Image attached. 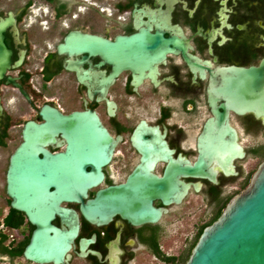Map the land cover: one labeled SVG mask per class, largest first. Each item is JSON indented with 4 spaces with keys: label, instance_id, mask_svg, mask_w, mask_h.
Returning a JSON list of instances; mask_svg holds the SVG:
<instances>
[{
    "label": "flooded vegetation",
    "instance_id": "obj_1",
    "mask_svg": "<svg viewBox=\"0 0 264 264\" xmlns=\"http://www.w3.org/2000/svg\"><path fill=\"white\" fill-rule=\"evenodd\" d=\"M7 17L0 264H135L143 254L159 260L154 250L173 255L163 239L175 221L194 214L180 251L190 253L264 158V113H235L232 91L224 87L237 79L233 69L264 67V0H25L0 10ZM70 32L99 36L111 48L91 43L88 51H59ZM126 36L137 38L119 39ZM261 91L256 106L264 110V77ZM30 123L45 126L41 148L57 165L77 164L91 177L83 193L52 204L47 225L69 238L47 261L24 256L40 227L7 194L10 160ZM66 138H92V150L70 156ZM219 138H237L243 155L219 159ZM46 156L36 152L44 162ZM71 180L56 179L47 189L74 188L76 176ZM104 191L106 202H98ZM141 191L159 212L154 221L136 223L127 207L115 205L128 197L136 204Z\"/></svg>",
    "mask_w": 264,
    "mask_h": 264
},
{
    "label": "water",
    "instance_id": "obj_2",
    "mask_svg": "<svg viewBox=\"0 0 264 264\" xmlns=\"http://www.w3.org/2000/svg\"><path fill=\"white\" fill-rule=\"evenodd\" d=\"M9 21L10 17L0 18V72L5 70L10 61V52L3 42L2 34ZM135 38L137 37L126 36L119 39L130 42ZM144 38L149 40L151 37L145 35ZM91 43L102 49L111 48V45L99 36L70 32L65 42L58 46V50L67 48L70 52L88 51ZM263 68L261 63L258 68L250 70L233 69L237 79L225 80L224 87L232 91L231 99L237 104L233 107L235 113L253 112L256 116L264 113L263 108L256 106L257 103H263ZM224 115L225 113L219 112V119L224 118ZM51 117L53 123L57 122L56 113H51ZM44 130L43 125H26L25 141L12 155L7 171V194L12 197V207L25 211L30 220L40 227L34 232L30 245L24 250V256L35 261L52 259L58 251L65 250L68 244L69 236H63L47 225L48 216L53 211L52 204L83 193L91 183L90 176L83 171H77V164L72 168L70 163H64L61 168L56 164L57 157L41 148L45 139L40 136ZM68 133L72 134V129L68 130ZM66 140L70 156H86L92 150V138ZM236 140L237 138H233V142L229 143L224 138H219V159L243 155L242 147ZM37 151H43L45 156L47 154L46 162L36 157ZM60 172L63 176L56 175ZM71 175L77 178L74 188L62 187L53 192L48 191V184L56 179L58 182H72ZM106 191L98 195V202H106L109 195ZM115 192L118 193L114 191L113 194ZM133 201L131 197H128L126 202L122 198L115 205H119L121 209L127 207L129 216L132 215L131 218L136 223L155 220L159 212L149 205L146 191L139 192L136 204ZM50 229L56 234L54 237L46 235L45 232ZM184 264H264V158L252 172L248 183L227 201L219 216L203 228Z\"/></svg>",
    "mask_w": 264,
    "mask_h": 264
},
{
    "label": "rangeland",
    "instance_id": "obj_3",
    "mask_svg": "<svg viewBox=\"0 0 264 264\" xmlns=\"http://www.w3.org/2000/svg\"><path fill=\"white\" fill-rule=\"evenodd\" d=\"M25 0H0V10H7L11 8H17L18 6L23 5ZM251 140L248 138L244 139V143L249 144ZM6 156L5 150H0V196H2L3 191L1 189V176H2V165L1 162L3 158ZM2 160V161H1ZM259 158H250L248 163L250 166H253L258 162ZM233 193V191H229L228 194ZM1 199V198H0ZM1 204V202H0ZM197 221V217L193 214L192 216H185L182 219H177L170 228V233L163 239L164 247L169 248L173 255H180L181 248L183 246L184 238L183 235L187 234L190 230H192V225ZM135 264H166L160 260L154 259L153 257L143 254L139 255L136 259Z\"/></svg>",
    "mask_w": 264,
    "mask_h": 264
},
{
    "label": "trees",
    "instance_id": "obj_4",
    "mask_svg": "<svg viewBox=\"0 0 264 264\" xmlns=\"http://www.w3.org/2000/svg\"><path fill=\"white\" fill-rule=\"evenodd\" d=\"M263 156H264V154H263ZM221 210L222 209L220 207L219 214L221 213ZM210 222L211 221H209L208 224H210ZM194 241L192 242V244L194 243ZM154 254L156 255V257L160 261H162L166 264H184V262L187 260V258L189 256V252L176 256V255H166V254L161 253L160 251H157V250H154Z\"/></svg>",
    "mask_w": 264,
    "mask_h": 264
}]
</instances>
